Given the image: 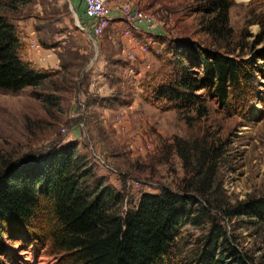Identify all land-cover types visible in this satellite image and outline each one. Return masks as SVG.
<instances>
[{
	"label": "rangeland",
	"instance_id": "obj_1",
	"mask_svg": "<svg viewBox=\"0 0 264 264\" xmlns=\"http://www.w3.org/2000/svg\"><path fill=\"white\" fill-rule=\"evenodd\" d=\"M217 1L109 0L116 19L100 37L89 35L83 0H26L7 12L22 58L51 76L19 92L0 88L6 174L73 143L92 170L89 181L120 191L124 210L164 187L203 199L190 187L195 181L209 188L208 214L200 224H180L169 264H194L196 250L215 240L214 220L224 235L211 249L222 264L237 263L234 248L249 264H264V221L239 211L264 198V0H225L224 11ZM126 3L155 20L147 25L152 33L135 32L143 48L123 34L129 24L119 7ZM192 47L231 57L252 73L237 93L229 86L228 104L202 83V64L176 54ZM183 76L193 79L187 92L195 97L157 96V87ZM48 227L36 221L4 233L0 264H64L51 252Z\"/></svg>",
	"mask_w": 264,
	"mask_h": 264
},
{
	"label": "trees",
	"instance_id": "obj_2",
	"mask_svg": "<svg viewBox=\"0 0 264 264\" xmlns=\"http://www.w3.org/2000/svg\"><path fill=\"white\" fill-rule=\"evenodd\" d=\"M25 3L0 0V88L11 92L37 87L51 76L22 58L23 43L7 12H17ZM214 4L218 10L226 8L225 0ZM176 54L181 61L187 59L204 66L202 83H209L208 89L214 88L225 104L231 96L229 86L237 93L240 82L252 76L246 65L240 66L219 52L202 53L192 47L177 50ZM188 89H194L193 79L183 76L157 87L156 92L160 98L190 100L195 95ZM75 148L68 143L40 154L13 174H6L7 163H0V237L45 221L51 252L62 256L64 264H169L180 224L205 220V203L211 200L209 188L202 185L198 189L199 184L191 182V188L205 195L198 199L164 187L157 193H142L136 206L124 210L125 196L120 191L105 185L102 179L89 181L92 170L81 156H75ZM197 203L200 207L193 209L191 206ZM239 211L264 221V198L252 200ZM213 227L218 230L215 240L206 238L209 242L196 250L194 264H222L211 248L224 234L215 220ZM233 252L236 264H249L235 248Z\"/></svg>",
	"mask_w": 264,
	"mask_h": 264
},
{
	"label": "built area",
	"instance_id": "obj_3",
	"mask_svg": "<svg viewBox=\"0 0 264 264\" xmlns=\"http://www.w3.org/2000/svg\"><path fill=\"white\" fill-rule=\"evenodd\" d=\"M84 3L85 14L89 21V25L87 27L89 33L95 37L102 36L105 30L116 18L113 13L114 8L110 4L109 0H84ZM119 11L121 13L120 19L129 24V27L125 28L123 31L124 36L128 37L129 41L135 40L138 44H140L141 42L135 32L140 34L153 32L147 27H154L155 20L146 8L141 6L136 7L132 3H126L119 7ZM82 29L86 30L84 26H82ZM141 47L143 48L142 45ZM130 51H132L131 54L133 59L138 56L134 50Z\"/></svg>",
	"mask_w": 264,
	"mask_h": 264
},
{
	"label": "water",
	"instance_id": "obj_4",
	"mask_svg": "<svg viewBox=\"0 0 264 264\" xmlns=\"http://www.w3.org/2000/svg\"><path fill=\"white\" fill-rule=\"evenodd\" d=\"M77 26L82 29V26H81V22L80 21L77 23ZM89 35L92 36L90 33H89Z\"/></svg>",
	"mask_w": 264,
	"mask_h": 264
},
{
	"label": "bare ground",
	"instance_id": "obj_5",
	"mask_svg": "<svg viewBox=\"0 0 264 264\" xmlns=\"http://www.w3.org/2000/svg\"><path fill=\"white\" fill-rule=\"evenodd\" d=\"M239 1H250V0H239ZM24 254H25V252H24ZM39 264H46V263L40 262Z\"/></svg>",
	"mask_w": 264,
	"mask_h": 264
},
{
	"label": "crops",
	"instance_id": "obj_6",
	"mask_svg": "<svg viewBox=\"0 0 264 264\" xmlns=\"http://www.w3.org/2000/svg\"><path fill=\"white\" fill-rule=\"evenodd\" d=\"M75 1H76V3H80V0H75ZM82 4L85 5L84 0H83ZM115 19H116V18H115ZM115 19H114V20H115Z\"/></svg>",
	"mask_w": 264,
	"mask_h": 264
}]
</instances>
